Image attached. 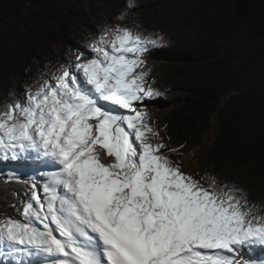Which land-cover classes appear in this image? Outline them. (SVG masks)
<instances>
[{
  "label": "snow or ice",
  "instance_id": "6c2138e0",
  "mask_svg": "<svg viewBox=\"0 0 264 264\" xmlns=\"http://www.w3.org/2000/svg\"><path fill=\"white\" fill-rule=\"evenodd\" d=\"M158 39L105 28L91 58L0 105V159L55 169L7 176L5 264H264V208L234 181L185 174L139 108L156 95L142 57Z\"/></svg>",
  "mask_w": 264,
  "mask_h": 264
},
{
  "label": "trees",
  "instance_id": "16d2710c",
  "mask_svg": "<svg viewBox=\"0 0 264 264\" xmlns=\"http://www.w3.org/2000/svg\"><path fill=\"white\" fill-rule=\"evenodd\" d=\"M134 4L0 0V105L22 99L30 86L66 67L73 53L91 44L81 34L85 28L100 35L111 27L152 39L158 34V46L144 54L155 58L144 63V70L156 95L142 103L162 142L175 149L167 155L191 154L198 162L199 182L207 186L206 178L212 177L234 181L264 208V40L236 17V0ZM11 173L33 176L13 162L1 163L0 213L14 212L7 206L13 197L4 191ZM8 188L23 196L19 184ZM256 253L262 256L264 250Z\"/></svg>",
  "mask_w": 264,
  "mask_h": 264
},
{
  "label": "rangeland",
  "instance_id": "374dc122",
  "mask_svg": "<svg viewBox=\"0 0 264 264\" xmlns=\"http://www.w3.org/2000/svg\"><path fill=\"white\" fill-rule=\"evenodd\" d=\"M81 34L83 35V38L86 39L87 41L89 40L90 41L89 43H91V44L94 41L98 40V38L100 36L99 33L92 34V32H90L87 28L83 29ZM91 44L85 43V45H83L84 46V50H82L81 52L79 51L78 53H73L68 58V60L66 61V67L74 66L76 63L80 62L81 60H85V59L91 58L92 55H93L91 53V51H90ZM88 47H89V49H87ZM78 57H79V60L77 59ZM153 60H155V58L152 57V56H149V55H145L143 57V62L144 63H149L150 64ZM139 108L142 111H146V112H147V110H149V108H147V104L146 103H140L139 104ZM205 143H208L207 139L205 140ZM172 160L174 161V163L179 164L181 170L185 174L190 175L195 180L199 181L198 180V175H197L198 162L195 159H193L191 154H186V155H184V156H182L180 158L173 157ZM12 162H13V164H16V165L22 167L23 170H30L31 173L33 174V176H36V177H38L40 173L49 172V171H54L55 170V169H52L50 167H45V166L39 164L38 162H35L34 166H33V165H28V164L25 165L24 162H20V161L19 162L18 161H11V160L4 161V160L0 159V165H1V163H3V165H6L7 163H12ZM27 162L29 163V161H27ZM38 182H39V180H38ZM200 183L204 185L202 180H200ZM8 214H10V213H8ZM11 214H14V212L11 213ZM254 256L260 257L261 255L259 253H256V254H254ZM1 258L2 257H0V259ZM3 263L5 264L4 261H3Z\"/></svg>",
  "mask_w": 264,
  "mask_h": 264
},
{
  "label": "water",
  "instance_id": "95a60500",
  "mask_svg": "<svg viewBox=\"0 0 264 264\" xmlns=\"http://www.w3.org/2000/svg\"><path fill=\"white\" fill-rule=\"evenodd\" d=\"M234 11L253 36L264 40V0H236Z\"/></svg>",
  "mask_w": 264,
  "mask_h": 264
},
{
  "label": "bare ground",
  "instance_id": "6f19581e",
  "mask_svg": "<svg viewBox=\"0 0 264 264\" xmlns=\"http://www.w3.org/2000/svg\"><path fill=\"white\" fill-rule=\"evenodd\" d=\"M29 174V173H28Z\"/></svg>",
  "mask_w": 264,
  "mask_h": 264
}]
</instances>
